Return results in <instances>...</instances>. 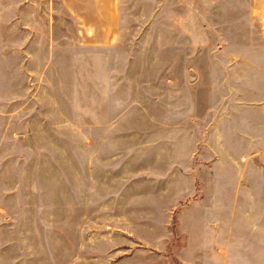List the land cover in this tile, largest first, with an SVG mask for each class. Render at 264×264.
<instances>
[{
	"label": "rangeland",
	"instance_id": "1",
	"mask_svg": "<svg viewBox=\"0 0 264 264\" xmlns=\"http://www.w3.org/2000/svg\"><path fill=\"white\" fill-rule=\"evenodd\" d=\"M240 2L0 0V264H264Z\"/></svg>",
	"mask_w": 264,
	"mask_h": 264
},
{
	"label": "crops",
	"instance_id": "2",
	"mask_svg": "<svg viewBox=\"0 0 264 264\" xmlns=\"http://www.w3.org/2000/svg\"><path fill=\"white\" fill-rule=\"evenodd\" d=\"M236 6V12L245 13H240L239 16L250 21L251 27L244 37L233 41L224 38L226 41L220 52V69H216L220 70L219 75L224 87L218 89L217 85L213 84L211 91H232L239 93L238 96L240 93H253L251 96L241 97L243 101L237 104L238 111L231 116H235L240 127L246 124L254 126L257 122L256 109L264 108V105H258L256 102H248L250 99L256 101V92H264V0H245L244 4L240 2ZM214 8L216 6L212 4L211 11H214ZM232 60L237 62L230 66L229 61ZM251 134L248 138L255 139L256 134Z\"/></svg>",
	"mask_w": 264,
	"mask_h": 264
}]
</instances>
